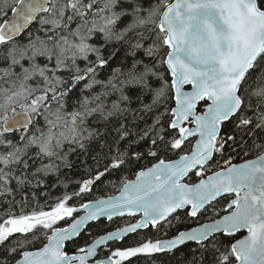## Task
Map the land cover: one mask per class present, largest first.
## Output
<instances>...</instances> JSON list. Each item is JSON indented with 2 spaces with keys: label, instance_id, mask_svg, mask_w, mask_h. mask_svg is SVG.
<instances>
[{
  "label": "snow or ice",
  "instance_id": "snow-or-ice-1",
  "mask_svg": "<svg viewBox=\"0 0 264 264\" xmlns=\"http://www.w3.org/2000/svg\"><path fill=\"white\" fill-rule=\"evenodd\" d=\"M0 207V264H264V0H0Z\"/></svg>",
  "mask_w": 264,
  "mask_h": 264
},
{
  "label": "trees",
  "instance_id": "trees-1",
  "mask_svg": "<svg viewBox=\"0 0 264 264\" xmlns=\"http://www.w3.org/2000/svg\"><path fill=\"white\" fill-rule=\"evenodd\" d=\"M172 106H174V101ZM204 105H201L200 108L201 110H203ZM193 144V139L186 141L185 145L183 146V151L182 152H177V153H169L168 154V158L170 159H175L177 158L180 154H184L185 152H189L191 150ZM256 155H259L258 152H253L249 155H245L244 152H240L239 150H237V152H233V156L235 157L233 159V163H239V162H243L245 159H251L253 157H255ZM70 160H72L73 162V168L71 169H65L64 172L67 174V178L70 179L71 181L75 182L76 180L80 179L81 176L83 175V173L85 172V169L92 165V161L91 159H89L88 157L84 156V155H71L69 157ZM152 163H155L154 160H150V159H144L141 160L138 164L129 167L125 170H122L119 173H116L110 177H105L102 182L98 183L94 189H93V193L92 195L86 197V199H97L100 197H104V196H109L112 194H115L119 191V188L121 187L120 184V179L126 177L128 179H132L135 176V172L138 171L140 168H146L148 166H150ZM198 179H200V177H196L194 174L191 175L189 178H186L185 182L191 183V182H197ZM114 185V186H113ZM72 188V184H69V189ZM65 189L63 188V186H57L56 188H52L50 190V195L51 197H56L62 194V192ZM44 189H41V193H43ZM17 201L20 200V196L18 195L16 197ZM30 199V206L28 208L25 209V211H30L32 206H35L37 203V200H31V197L29 196ZM38 202L40 204H44L45 203V199L43 197V195H41L38 198ZM49 203L51 202L50 200L48 201ZM86 202V200H78V201H74L73 203L76 204V206H79L80 203H84ZM20 209V205L17 204L16 208L14 209V211H19ZM4 213V208L0 207V216H3ZM181 216L184 215V213H180ZM136 218L133 217H124V218H116L114 220L111 221H106L105 219H102L101 223L98 225L96 223H93L90 227V231L92 233L91 236H89L87 233H83L82 236L75 242V244H69L68 250L69 252L75 251L76 247L79 246H83L86 242L90 243L98 234H103L105 233V231H110L113 229H116L124 224H128L132 221H134ZM203 220V218H201ZM71 221V219H69L67 222H62L59 226L63 227L65 225H67L69 222ZM197 221L195 220H189V221H185L184 226H196ZM140 233L143 234H151L148 230H139ZM154 231V230H152ZM240 236L236 235V239ZM136 239V234H130L128 237V240L125 241L124 243H130L132 241H134ZM35 247H42V244L37 242L35 245ZM118 246L119 243H118ZM132 264H144L143 260H136L133 259L132 260ZM157 264H168V257H164L161 256L158 258Z\"/></svg>",
  "mask_w": 264,
  "mask_h": 264
},
{
  "label": "water",
  "instance_id": "water-1",
  "mask_svg": "<svg viewBox=\"0 0 264 264\" xmlns=\"http://www.w3.org/2000/svg\"><path fill=\"white\" fill-rule=\"evenodd\" d=\"M185 90L186 91H190L191 90V86L190 85H186L185 86ZM189 139H194V142H193V145H192V147L194 146V144H195V141H196V138H192V137H190ZM188 139V140H189ZM255 158V157H254ZM177 159V158H176ZM240 163H242V162H240ZM151 166V165H150ZM149 166V167H150ZM132 179H135V176L132 178ZM113 195H119V192H117L116 194H113ZM110 196V195H109ZM107 196H105L104 198H106ZM78 207V206H77ZM75 215V214H74ZM78 215H84V210H80L79 211V213H78ZM123 217H129L127 214H125L124 216H114L113 218H112V220L113 219H115V218H123ZM137 217V219L136 220H138V219H140V215H137L136 216ZM102 219H105L106 221H109L106 217H104V218H102ZM136 221H134V222H132V223H135ZM71 223V222H70ZM130 224V223H129ZM128 224H126V225H123V226H120V227H125V226H127ZM67 226V225H66ZM65 227V226H64ZM195 227V226H194ZM115 230V229H114ZM104 234V233H103ZM239 234H241V236L238 238V239H240V238H242L243 237V235H245L246 233L245 232H241V233H239ZM130 235V234H129ZM96 238V237H95ZM94 238V239H95Z\"/></svg>",
  "mask_w": 264,
  "mask_h": 264
},
{
  "label": "bare ground",
  "instance_id": "bare-ground-1",
  "mask_svg": "<svg viewBox=\"0 0 264 264\" xmlns=\"http://www.w3.org/2000/svg\"><path fill=\"white\" fill-rule=\"evenodd\" d=\"M149 167V166H148Z\"/></svg>",
  "mask_w": 264,
  "mask_h": 264
}]
</instances>
